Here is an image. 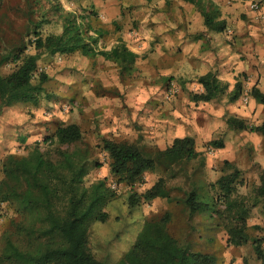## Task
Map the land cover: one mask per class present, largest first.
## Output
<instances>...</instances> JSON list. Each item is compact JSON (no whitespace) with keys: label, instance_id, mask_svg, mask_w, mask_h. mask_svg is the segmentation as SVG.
<instances>
[{"label":"rangeland","instance_id":"obj_1","mask_svg":"<svg viewBox=\"0 0 264 264\" xmlns=\"http://www.w3.org/2000/svg\"><path fill=\"white\" fill-rule=\"evenodd\" d=\"M89 1L0 0V59L11 49L28 44L35 29L43 35L62 33L65 14L85 15ZM148 1L145 5L141 0H116L103 23L116 31L127 26L138 28L135 22L140 23L137 17L145 14V6L152 12L159 5L158 0ZM216 1L228 27L204 38L199 60L222 82L229 83L228 91L237 81L242 82L243 92L236 102L227 94L210 102L195 100L194 95L203 90L198 82L201 70L175 71L172 68L179 62H171L168 50L164 46L163 51L158 50L156 41L157 50L142 53L138 70L132 74L121 75L116 63L103 57L86 58L79 53L43 57L34 82L43 71L49 80L39 102L0 106V179L8 155L24 156L39 145L57 162L62 151L78 149L88 170L85 186L105 180L116 193L106 207L110 217L95 223L91 239L95 252L107 257L103 260L107 264L122 259L146 220H158L166 213L171 215L169 232L192 251L213 255L217 264H264L252 240L242 246L230 244L227 229L212 206L191 215L185 203L191 192H198L204 200L209 184L230 172L231 164L241 171L237 193L251 201L264 171V131L253 129L264 126V103L251 96L253 86L264 89V0ZM87 27L86 20L82 28L85 31ZM107 45L110 41L102 37L96 47ZM196 51L195 47L191 50ZM13 68L14 64L6 60L0 73L7 75ZM232 117L242 120L247 129L233 126L229 121ZM70 123L80 125L82 141L64 146L44 141L58 126ZM183 136L195 138L198 155L193 159L160 158V167L146 172L133 186L120 182L112 173L111 159L102 147V138L107 137L136 144L145 154L157 156L176 137ZM218 139L224 141L223 148L211 144ZM160 177L166 181L167 196L130 204L132 190L143 193ZM21 219L15 203H0V258L8 235L13 234L20 248L28 246L25 239L15 235L16 222ZM247 232L252 238L264 237L262 205L251 209Z\"/></svg>","mask_w":264,"mask_h":264},{"label":"trees","instance_id":"obj_2","mask_svg":"<svg viewBox=\"0 0 264 264\" xmlns=\"http://www.w3.org/2000/svg\"><path fill=\"white\" fill-rule=\"evenodd\" d=\"M188 1L202 11L208 29L219 33L227 29V19L216 3L210 0ZM84 14L66 13L60 34L43 35L40 29H35L34 38L28 44L11 49L9 55L0 59V67L6 60L14 64L9 74L0 73L1 107L39 102L41 92L45 90L44 84L49 80L43 71L34 82V73L43 57L55 59L79 53L100 56L116 63L121 75L138 70L139 55L122 40L110 50L96 47L99 39L105 36V30L100 26L95 9H84ZM86 20L88 27L84 31L82 23ZM198 82L203 90L194 95L197 101L210 102L227 94L231 102H236L243 92L241 81L228 91L229 83L222 82L213 71L200 76ZM251 95L264 103V92L257 86H253ZM229 121L233 126L247 129V125L238 118L232 117ZM253 129L264 131V126ZM82 139L80 125L70 123L58 126L44 141L64 146L77 144ZM102 143L111 159L112 173L120 177V182L130 186L146 172L160 167V158L193 159L198 155L195 138L191 136L176 137L172 145L157 156L145 154L136 144L107 137L102 138ZM211 144L216 148L224 147L222 139ZM61 153V160L55 162L37 145L27 155L11 154L5 158L0 179V203L17 205L22 219L16 222L15 235L25 239L28 246L20 248L13 240V234L8 235L0 264H107L103 261L107 257L95 252L91 239L95 223L105 222L110 217L106 207L116 193L105 180L85 186L83 179L88 170L82 151L74 149ZM167 167L171 168V165ZM231 169L209 184V193L204 200L199 198L198 192L189 193L185 200L187 209L193 215L212 206L227 229L230 244L242 246L252 240L256 254L264 260V237L252 238L247 232L251 209L262 205L264 210V171L254 199L250 201L237 193L236 184L241 171L233 164ZM167 195L166 181L160 177L143 193L132 190L129 200L131 205H136L142 200L151 201ZM170 219L171 215L166 213L158 220H146L134 244L117 264H217L213 255L192 251L174 237L168 229Z\"/></svg>","mask_w":264,"mask_h":264},{"label":"crops","instance_id":"obj_3","mask_svg":"<svg viewBox=\"0 0 264 264\" xmlns=\"http://www.w3.org/2000/svg\"><path fill=\"white\" fill-rule=\"evenodd\" d=\"M212 1L218 3L216 0ZM157 2L159 5L155 10L153 9L152 12L148 6H145L144 9H147L145 14L137 17V19L141 20L140 23L137 21L135 22L138 28L127 26L122 30L116 31L103 23L105 22L103 18L106 15V11L113 9L116 0H110L108 2H104L103 0H90L88 6L98 12V21L100 26L102 25L105 30V40L110 41V45L102 47L101 49L110 50L122 40L131 51L138 54L139 57H142L141 54L146 50L158 49L163 51L162 47L164 46V50H168L169 59L172 60L171 62H173L174 59L176 62H179L172 68L175 71L184 74V72L196 69L201 70L200 76L212 71L199 60L203 52L201 46L204 38L207 36L212 37L213 34V31L208 29L205 25L202 11L196 4L188 0H158ZM141 3L148 5L150 1L141 0ZM152 5H154V3H152ZM142 36L146 38V40L142 38ZM156 41L159 46L157 49H155L156 44H154ZM193 47L197 49L196 52H191ZM85 57L88 58V56ZM260 90L262 92L264 91V89Z\"/></svg>","mask_w":264,"mask_h":264},{"label":"built area","instance_id":"obj_4","mask_svg":"<svg viewBox=\"0 0 264 264\" xmlns=\"http://www.w3.org/2000/svg\"><path fill=\"white\" fill-rule=\"evenodd\" d=\"M248 100V98H245V101H247Z\"/></svg>","mask_w":264,"mask_h":264}]
</instances>
